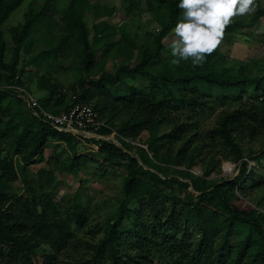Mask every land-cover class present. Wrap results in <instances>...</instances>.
Masks as SVG:
<instances>
[{
    "label": "trees",
    "instance_id": "16d2710c",
    "mask_svg": "<svg viewBox=\"0 0 264 264\" xmlns=\"http://www.w3.org/2000/svg\"><path fill=\"white\" fill-rule=\"evenodd\" d=\"M24 2L0 0V87L19 75L21 84L31 90L24 80V67L18 68L21 56L23 52L33 53L37 44L33 35L41 28L50 29L55 36L53 16L47 9L51 4L54 8V0H45L38 10L32 0L19 24L8 30L14 46L10 60L6 61L8 47L3 26ZM123 2L128 13L140 5L138 0ZM146 2L161 26L151 47L144 49L124 29L120 39L114 41L109 19L115 9L105 6L91 12L95 6L90 0H66L60 22L56 24L61 28L58 37L55 36L57 41L40 53L31 54L26 62L27 66L43 68L46 62L57 59L65 51L82 50L81 69L88 73L99 62L91 35L94 34L96 43L100 38L106 40V52L113 49L128 63L121 64L115 75L105 74L96 81L81 78L78 82L81 95L76 103L91 106L107 83L116 89L125 87V94L117 98L126 100L124 107L132 115L122 118L119 124L111 116L108 120L100 119L118 136L132 142H140L143 131L150 133L142 143L145 148L122 139L121 147L92 140L107 166L125 167L122 196L104 236L90 245V257L72 264H264V212L240 196H246L248 188L264 186V142L261 151L250 150L248 154H256L251 156L256 163L252 169L244 162L248 155L243 147L247 139L252 142L264 136V74L253 77L243 68L236 74L230 68L218 69V59L222 57L218 48L200 66L182 60L178 65L169 64L155 72L151 68L160 60L166 49L164 41L173 33L183 12L177 7L180 0L164 3L157 0V5L154 0ZM254 17L264 19V9H259ZM102 18L105 19L97 21ZM236 29L237 23H231L223 40ZM130 78H146L150 82L143 88L129 85ZM253 87L254 98L248 96ZM37 88L47 92L43 97L38 96L39 101L54 114L68 111L76 104L67 105L59 84L53 83L45 73L38 76ZM211 88L222 95L214 96ZM226 103L238 106L225 110L209 134H200L197 128L192 130L194 127L189 126L202 112L214 111ZM98 106L97 101L91 107L103 114L106 107L98 109ZM173 112L185 113L189 123L172 121V126L161 133V125ZM99 133L112 131L103 128ZM51 139L64 142L71 151L68 161L59 168L77 174L81 160L86 159L77 157L78 139L35 118L21 99L0 90V153L8 154L7 158L0 155V264H57L56 255L47 253L45 246L55 252L68 250L74 235L70 221L74 220L78 226L85 223L83 207L78 203L73 215L65 220L49 195L32 191L18 196L12 191L10 184L18 179L14 156H19L22 175L27 178V166L42 160ZM176 142L180 145L175 153ZM208 143L215 147L222 145L234 161L242 162L240 177L230 181L209 180L210 171L216 168L214 161H208L213 164L205 169L203 176L190 172L197 158L205 161L202 155L207 157L203 152ZM183 165L184 170L172 168L174 174L169 175V167Z\"/></svg>",
    "mask_w": 264,
    "mask_h": 264
},
{
    "label": "rangeland",
    "instance_id": "374dc122",
    "mask_svg": "<svg viewBox=\"0 0 264 264\" xmlns=\"http://www.w3.org/2000/svg\"><path fill=\"white\" fill-rule=\"evenodd\" d=\"M32 0H25L20 8L14 11L9 19L3 26L5 32V38L7 43L6 61L8 62L12 56L13 43L8 30L12 26H16L22 20L23 15L28 11L30 2ZM36 3L35 9L38 10L43 6L45 0H34ZM157 5V0H154ZM166 0H162L164 3ZM139 6H134L131 13H128L126 4L123 0H90V3L95 9L100 10L103 7L115 9L114 14L111 16L110 23L114 28V32L110 35L114 37V41L120 39L122 30L130 34L136 42L144 49L153 45L155 34L158 33L161 26L156 19L157 15L152 12L148 7L146 0H138ZM66 0H54L47 9L52 14L51 24L54 27V34L56 37L61 31L60 27H56V24L60 22V15L64 12V6ZM91 5V6H92ZM264 9V0H255V11L236 17L232 23H237V29L229 34L225 40L218 46V50L221 53V58L218 59V69L230 68L234 74L238 73L240 68H243L246 74L259 77L264 74V19L255 18V13L258 10ZM160 11H163L161 8ZM88 18L90 16L88 15ZM105 18L98 19L97 21L104 20ZM253 20V23H251ZM92 20H90V26H92ZM53 36L50 29L41 28L40 31H36L33 38L37 40V44L31 54H37L46 50L52 44H55L57 39ZM94 34L91 35L92 42L96 44V52L99 62L90 72H83L81 69L82 50L65 51L62 55H59L57 59H52L44 64L43 68H37L36 65L27 66L26 62L31 57L28 52H23L18 68L24 67V80L29 84L31 90L38 97H43L47 94L46 91H41L37 88L38 76L45 73L51 76L53 83L59 84V89L66 95L65 99L67 105L76 103L81 95L79 90V80H99L105 74L115 75L118 67L121 64H126L127 60L119 57L118 53H114L113 49H107L106 40L102 38L99 41L93 39ZM174 38V33H171L164 41L166 49L163 52L159 61L153 66L152 70L159 72L165 69L166 65H169L174 59L171 55V42ZM111 43V42H110ZM109 47V46H108ZM136 62H133L135 64ZM25 65V66H24ZM27 66V67H26ZM129 85H140L146 88L149 85V80L146 78H139L138 80L128 79ZM254 87L249 90V97H256L254 93ZM118 90L117 94L115 91ZM125 87H116L107 83L104 92L98 95L91 103L94 108L95 103L98 101V109L104 108L103 114L96 110L98 115L103 120H108L111 116L116 124H119L122 118H128L132 115L130 111L125 109L123 98H117L123 96L126 92ZM210 91L216 97H220L222 93L215 88H211ZM221 104V103H220ZM237 104L226 103L216 107L214 111L206 110L199 116L195 117L189 126H193L192 130L197 128V132L200 134H209L218 124L220 116L225 110H231L237 108ZM118 107L117 112L115 108ZM112 114V115H111ZM184 114H178L173 112L168 121H164L161 125L160 132H165L168 127L172 126V121L184 123L188 119L184 117ZM188 115V114H187ZM186 115V116H187ZM188 126V127H189ZM191 128V127H189ZM191 130V131H192ZM193 133V132H192ZM150 136L149 131H143L140 135V142L144 143ZM92 140L93 137L78 139V151L77 157L85 156L86 159L81 160V169L77 174H72L67 171H63L59 166L66 163L71 156V151L67 148L64 142L57 139H51L48 145L44 148L43 158L40 162H32L27 166V178L22 175L20 168L19 156H14V164L18 173V179L12 182L10 185L12 191L18 196H25L27 193L34 191L38 195H49L58 210L62 219L67 220L69 215H73L75 211V205L78 203L83 208L85 223L81 226L75 224L74 220L70 221L73 228V241L70 248L66 251L55 252L49 247L45 246L47 253L56 255L57 264H72L76 260L90 257L89 252H92L90 248L91 244H96L104 236L106 226L109 220L114 216L118 207V200L121 198V190L123 185V177L125 175V167L119 165L116 168H112L106 165L103 157L98 153L99 147ZM264 142V136L259 139L250 142L249 139L243 144L247 155L250 154V150L259 152L262 149ZM207 143V142H205ZM137 144H140L137 142ZM6 143L2 145L3 149L6 148ZM144 145V144H141ZM180 143L176 142L174 145V151L176 153L177 147ZM207 150L203 152L207 154L202 155L203 159L197 158L196 164L190 170L191 173L196 176H203L205 169L211 168V164L215 163L216 168L209 170L211 176L209 180L212 181H230L241 176L242 162L234 161L230 152L221 146H213L209 143L206 146ZM135 153L132 151V154ZM1 157H8V154L4 151L0 153ZM256 155V154H255ZM255 155H248L244 158V162L247 163L248 169H252L256 166V163L252 160ZM252 156V157H251ZM204 161V162H203ZM213 162V163H209ZM209 164V166H207ZM218 166V167H217ZM175 168L177 170H184L186 167L176 166L169 167V175L174 173L171 170ZM192 191V190H190ZM246 196H240L245 201L249 202L257 210L264 212V186L252 187L245 190Z\"/></svg>",
    "mask_w": 264,
    "mask_h": 264
},
{
    "label": "clouds",
    "instance_id": "9594fccd",
    "mask_svg": "<svg viewBox=\"0 0 264 264\" xmlns=\"http://www.w3.org/2000/svg\"><path fill=\"white\" fill-rule=\"evenodd\" d=\"M177 7L183 15L172 30L171 63L191 60L195 67L217 50L236 17L255 11V0H180Z\"/></svg>",
    "mask_w": 264,
    "mask_h": 264
},
{
    "label": "built area",
    "instance_id": "2783aa9c",
    "mask_svg": "<svg viewBox=\"0 0 264 264\" xmlns=\"http://www.w3.org/2000/svg\"><path fill=\"white\" fill-rule=\"evenodd\" d=\"M20 81L21 78L17 75L10 84L0 87V90H7L16 95L35 118L51 125L57 131L69 133L77 139L93 137L96 140L111 142L119 147L122 146L120 140L122 139L132 145L145 148L140 142V144H137V142L118 136L117 132L100 119L98 113L89 105L76 103L68 111L59 114L48 111L40 103L39 97L29 90L26 85L21 84ZM103 128L110 129L112 133L100 134L99 131Z\"/></svg>",
    "mask_w": 264,
    "mask_h": 264
}]
</instances>
